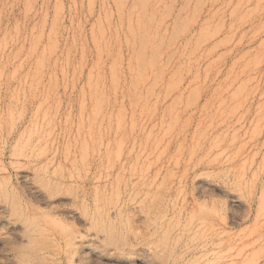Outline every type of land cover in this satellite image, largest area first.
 <instances>
[{"label": "rangeland", "instance_id": "374dc122", "mask_svg": "<svg viewBox=\"0 0 264 264\" xmlns=\"http://www.w3.org/2000/svg\"><path fill=\"white\" fill-rule=\"evenodd\" d=\"M0 264H264V0H0Z\"/></svg>", "mask_w": 264, "mask_h": 264}]
</instances>
